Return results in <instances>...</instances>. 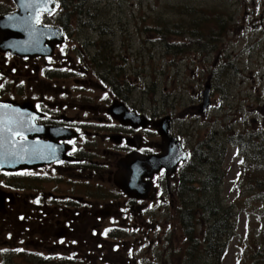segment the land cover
Here are the masks:
<instances>
[{
    "label": "flooded vegetation",
    "instance_id": "af4514ba",
    "mask_svg": "<svg viewBox=\"0 0 264 264\" xmlns=\"http://www.w3.org/2000/svg\"><path fill=\"white\" fill-rule=\"evenodd\" d=\"M101 1L0 0V20L16 15L17 5L36 20L33 46L24 49L40 52L0 48V129L11 136L0 138V264H139L175 240L183 244L179 216L195 155L170 114L133 104L136 80L110 77L102 48L115 49L110 39L136 17L121 11L127 0H106L116 10L107 17L84 10ZM241 3L262 28L264 0ZM165 118L167 142L156 126Z\"/></svg>",
    "mask_w": 264,
    "mask_h": 264
},
{
    "label": "rangeland",
    "instance_id": "374dc122",
    "mask_svg": "<svg viewBox=\"0 0 264 264\" xmlns=\"http://www.w3.org/2000/svg\"><path fill=\"white\" fill-rule=\"evenodd\" d=\"M84 10L104 17L116 11L106 0L89 2ZM121 11L133 12L136 19L128 31H117L110 39L115 49L107 48L108 44L102 48L104 66L111 70L110 77L136 80L133 104L150 108L157 116L170 114L186 149L200 156L194 173L185 174L193 183L186 201L193 208L215 201L219 212H226L229 229L221 240L224 251L219 264H251L254 252L264 247V190L256 189V180H264V173H253L249 152L245 158L235 148L238 136L256 144L264 134V25L250 23L244 15L249 9H244L241 0H152L151 4L150 0H127ZM91 23L101 25V16ZM202 23L205 28L209 23L210 28L197 34ZM240 24L246 25L241 32L235 28ZM126 40L129 42L121 46ZM211 40L214 45L219 43L218 49L207 45ZM87 52L95 53L91 48ZM126 57H130L128 63ZM95 70V64L89 66V72ZM206 86L210 88V107L201 114L198 110ZM205 141L210 143V162L204 156ZM217 146L221 156L213 153ZM212 169L220 177L217 184L212 178L207 180ZM199 213L197 237L209 221ZM181 240H175L165 252L161 247L156 255L150 253L139 264H215L210 257L201 258V251L186 258L188 246Z\"/></svg>",
    "mask_w": 264,
    "mask_h": 264
},
{
    "label": "trees",
    "instance_id": "16d2710c",
    "mask_svg": "<svg viewBox=\"0 0 264 264\" xmlns=\"http://www.w3.org/2000/svg\"><path fill=\"white\" fill-rule=\"evenodd\" d=\"M219 32V31H218ZM220 33L216 35L217 41L220 42L219 40ZM208 46H212V48L218 49L219 43L216 42V45L213 44L212 40L207 43ZM239 138V143L236 145L238 147V155H241V153L244 155L246 158L245 152L248 151L250 154V167L253 173L256 174H263L264 170V134L261 135V138H259L257 141L258 143L252 144V140L248 139L246 142L242 140L240 136ZM203 147L206 148V153L204 156H206V161L210 162V156L208 154L209 149H210V143L206 142L202 145ZM220 147L217 146V148H213V153H216V155L220 154L221 156V151L219 149ZM250 148L251 152L247 149ZM204 150V149H203ZM205 152V151H204ZM242 156L240 157V159ZM201 159L200 156L195 157L192 161V165H188V169H186L185 174L187 173H194L193 166L198 162V160ZM242 162H244V159L242 158ZM248 161V160H247ZM245 164V162L243 163ZM188 177V176H187ZM186 177V178H187ZM185 178V194L188 195V188L192 184H189V180ZM213 179L215 184H217L219 180V175L215 173V170H211L210 175L207 177V180ZM262 184V186L260 185ZM256 189H259L260 191L264 190V180L260 182V180H256ZM188 187V188H187ZM264 198V196H263ZM262 199V198H261ZM193 204H187V201L185 199V205L180 213L179 218L183 220V223L185 224L184 229H183V245L188 246L186 250V258L192 257V254L194 255L197 252H200L201 258L204 256L210 257L214 260L215 264H219L223 251H224V245L221 243V240L223 236L228 235V216L225 215L226 212H219L220 211V206L218 207L217 202L213 201L212 203L208 200L205 201L202 205L201 208H193ZM200 211V217H206V219L209 217V221H204L206 222L205 225L203 226V230L199 233L198 237L195 234V227L198 226V223L196 222L197 220V212ZM205 215H204V214ZM264 216V205H263V212ZM232 214L229 215V218L231 219ZM254 257L252 260L251 264H264V247L261 249H258L257 251L254 252ZM207 264V263H206Z\"/></svg>",
    "mask_w": 264,
    "mask_h": 264
},
{
    "label": "water",
    "instance_id": "95a60500",
    "mask_svg": "<svg viewBox=\"0 0 264 264\" xmlns=\"http://www.w3.org/2000/svg\"><path fill=\"white\" fill-rule=\"evenodd\" d=\"M17 8L18 13L16 15L8 19L0 20V22H2V27L0 26V48L3 47L5 51L21 56H30V54L39 55L40 52L24 49L25 46H33V44L29 42V40L33 38V33H38V28H36L35 26L36 20L24 18L22 16V10H20V5H17ZM46 32L50 31L46 30ZM46 32L42 30L41 33L43 34ZM51 33H54V31H51ZM48 55L49 54H47V56ZM41 56L44 55L42 54ZM209 97L210 88L206 86L202 94V102L199 110L201 114H204L210 107ZM168 120L169 118H165L164 120H161L158 124H156V126L159 128V134L164 142H167L171 139ZM0 138H11V136L10 133L7 134L0 129ZM178 149L180 150L179 147ZM186 158V153L181 152L180 160H182V162H185ZM176 162L174 163L173 167L176 166Z\"/></svg>",
    "mask_w": 264,
    "mask_h": 264
}]
</instances>
